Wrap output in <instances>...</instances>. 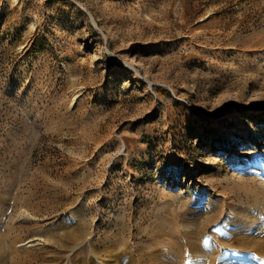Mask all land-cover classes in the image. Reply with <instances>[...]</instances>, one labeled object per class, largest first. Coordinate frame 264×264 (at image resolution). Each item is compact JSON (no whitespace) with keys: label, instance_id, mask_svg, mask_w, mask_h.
<instances>
[{"label":"rangeland","instance_id":"374dc122","mask_svg":"<svg viewBox=\"0 0 264 264\" xmlns=\"http://www.w3.org/2000/svg\"><path fill=\"white\" fill-rule=\"evenodd\" d=\"M261 245L264 0H0V264Z\"/></svg>","mask_w":264,"mask_h":264},{"label":"bare ground","instance_id":"6f19581e","mask_svg":"<svg viewBox=\"0 0 264 264\" xmlns=\"http://www.w3.org/2000/svg\"><path fill=\"white\" fill-rule=\"evenodd\" d=\"M249 167V164L247 163V162H242L241 164H240V166H239V171H243L244 172V169H246V168H248ZM235 172V171H234ZM238 173V172H237ZM242 173V172H241ZM251 188L252 189H250V193H252V194H254V196H256L255 198L256 199H258V195L260 194L259 193V190L257 189V188H254L253 186H251ZM184 238V237H183ZM163 239V238H162ZM166 239V238H165ZM189 240V239H188ZM159 241H161V240H159ZM254 241H256V240H254ZM155 243L156 242H158V241H154ZM191 242V241H190ZM243 242V241H242ZM249 242H251V241H249ZM257 243H259V242H257ZM255 244L254 242H253V244H255V245H258V244ZM249 244V243H248ZM247 244V245H248ZM252 244V243H251ZM261 244V243H260ZM245 245H246V243H245ZM244 245V247H246ZM252 246V245H251ZM191 247H193V246H191ZM248 247H249V245H248ZM252 248H254L255 250H256V247H252ZM246 249V248H245ZM260 250H261V252H263L262 254H264V245H261V248H260ZM257 251V250H256ZM261 254V253H260Z\"/></svg>","mask_w":264,"mask_h":264},{"label":"snow or ice","instance_id":"6c2138e0","mask_svg":"<svg viewBox=\"0 0 264 264\" xmlns=\"http://www.w3.org/2000/svg\"><path fill=\"white\" fill-rule=\"evenodd\" d=\"M216 231H219V229H216ZM208 244V240L206 239L205 240V245H207Z\"/></svg>","mask_w":264,"mask_h":264}]
</instances>
